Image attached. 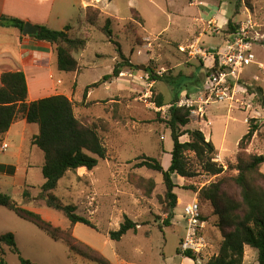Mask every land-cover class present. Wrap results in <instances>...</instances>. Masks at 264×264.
Segmentation results:
<instances>
[{
	"label": "rangeland",
	"instance_id": "rangeland-1",
	"mask_svg": "<svg viewBox=\"0 0 264 264\" xmlns=\"http://www.w3.org/2000/svg\"><path fill=\"white\" fill-rule=\"evenodd\" d=\"M75 2L78 5L74 33L88 42L87 49L76 55L83 67L78 80V97H82L89 82L90 85L100 83L90 90L95 101L75 102V114L83 124L97 129L108 153L107 160L100 161L93 175L78 178L71 172L60 181L54 194L65 204L76 206L77 214L92 222L95 228L78 224L74 236L96 251V257L109 264H199L198 260L190 261L179 251L185 235L184 207L199 200L198 194L188 188L200 190L219 178L207 174L195 154L189 153L190 164L198 176L192 180L181 177V186L176 189L180 200L171 226H165L169 211L163 176L146 168H136L137 159L143 155L157 158L164 167L171 162L170 154H163L165 149L167 152L173 149L171 132L158 122V113L167 116L169 106L158 108L153 90L162 94L167 104L173 103L178 84L172 82L184 76V85L190 93L182 94L180 104L186 106L189 100L196 107L194 111L203 107L206 112V105L200 102V93L207 85L208 71H202V64L182 53L180 47L194 44L202 33L203 47L213 49L224 45L230 21L239 28L251 21L264 37V0H87V6L102 10L101 25L108 17L113 18L114 39L135 66L123 70L119 77L122 79L119 88L123 91L118 94L117 87L112 86L117 78L104 81V77L112 75L115 65L121 62L115 46L100 30L85 24L82 19L85 16L80 13L82 0ZM202 14L224 16L225 21L222 18L216 24L209 23L211 19L202 22ZM131 23L136 24L135 32L134 27H129ZM254 51L258 61L264 64V40ZM206 64L210 66L212 59H207ZM152 72L162 81L154 82ZM242 77L234 101L213 102L208 107L209 130L216 136L218 145L224 140V159L218 156L215 162L224 166L225 175L237 174L229 167L237 164L239 140L248 131V120L256 119L261 128L247 152L264 154V109L258 94L260 88L264 92V73L257 67H250ZM255 77H259V81ZM191 117L196 129L207 128L202 125L201 117L200 120L196 115ZM204 120L208 122L206 117ZM185 139L188 138L183 137L182 141ZM261 172L264 174V165ZM223 190L240 199L237 187L228 185ZM15 199L29 209L36 206L42 216L56 226L65 229L71 226L62 213L47 207L40 195L34 205L25 203L27 199H23L20 192H16ZM199 202L207 218L205 234L209 246L205 257L210 259L219 253L222 235L213 206L209 202ZM0 209L7 211L2 206ZM14 217L29 227L18 231L20 249L26 259L36 264H100L72 253L66 243L54 241L34 225ZM126 218L138 224L137 232L131 231L121 241H113L110 233L117 231ZM12 228L17 230L15 226ZM7 261L21 264L11 252L7 254ZM244 264H259L258 252L246 247Z\"/></svg>",
	"mask_w": 264,
	"mask_h": 264
},
{
	"label": "trees",
	"instance_id": "trees-1",
	"mask_svg": "<svg viewBox=\"0 0 264 264\" xmlns=\"http://www.w3.org/2000/svg\"><path fill=\"white\" fill-rule=\"evenodd\" d=\"M84 16V22L88 27L100 30L108 42L115 46L121 60L115 65L113 74L104 77V81L119 78L126 67L135 68L126 58L121 44L114 39L113 18L108 17L105 24L101 25L103 12L94 6H88ZM25 24V21L14 17L0 16V28H17L23 34ZM129 27H134L135 32V23L129 24ZM38 28L40 32L32 35L31 38L53 46L57 56L58 70L68 74L80 71L81 65L76 55L87 49L88 42L74 33V25L69 24L62 31L46 26H38ZM228 28L229 30L225 32L226 39L237 33L239 29L231 21L228 23ZM201 63L203 65V61ZM215 70L216 67L212 66L208 70V77ZM151 78L154 82L162 81L161 77L154 72ZM1 83L0 136L6 134L12 124L20 118L25 119L29 124L39 126L40 132L33 138L32 144L44 154L42 173L45 183L40 187V196L46 201L47 207L62 213L70 221L71 226L66 229L56 226L41 214L21 205L12 196L0 192L1 206L13 212L21 220L34 225L52 240L66 243L72 253L100 264H109L104 259L96 257V251L74 236V229L78 224L95 228L92 222L78 215L76 206L65 204L54 194L60 181L66 178L69 172H76L80 168L93 171L99 166L101 160H107V148L97 129L83 124L76 117L75 102L64 95L28 102V83L23 72L4 73ZM172 83L178 84L173 103L167 104L164 96L158 94L155 88L153 90L156 106L160 109L169 106L167 116L163 117L161 113H158V122L164 124L171 132L173 141V149L169 152L171 164L168 169H165L163 163L157 158L146 155L139 157L136 164L137 169L146 168L163 176L166 186L165 199L169 211V217L164 222L165 226H171L174 210L178 206L179 196L176 189L180 186L174 182L173 175L187 180L198 176L188 158V154L193 153L202 163L203 170L207 174L219 178L200 190L195 187L188 188L198 194L199 200L209 202L213 206L214 214L218 217L217 227L222 235L219 253L201 264H244L246 247L256 250L258 263L264 264V174L261 172L264 154L247 152L261 126L256 119L248 120V131L238 145L237 164L229 167L236 170L237 174L225 175L224 166L215 162L219 156L215 144L207 140L200 128L194 127L191 116L196 107L180 106L181 96L187 91L184 76H179V81ZM99 85L100 83H95L86 87L84 98H87L90 90ZM189 93L187 91V95ZM263 93V89L260 88L259 103L264 109ZM183 137H187L188 140L183 142ZM228 185L239 189V200L224 192L223 187ZM202 220L207 221L203 210ZM137 226V223L126 218L117 231L110 233V238L113 241H121L129 232H137ZM8 251L15 254L21 264H36L23 256L13 233L0 236V264H9ZM186 257L193 258L190 253L186 254Z\"/></svg>",
	"mask_w": 264,
	"mask_h": 264
},
{
	"label": "crops",
	"instance_id": "crops-1",
	"mask_svg": "<svg viewBox=\"0 0 264 264\" xmlns=\"http://www.w3.org/2000/svg\"><path fill=\"white\" fill-rule=\"evenodd\" d=\"M87 3V0H82L80 13L83 16L85 15V9L88 7ZM77 5L75 0H0V16L7 15L23 20L26 23H32L37 27L46 26L53 30L62 31L67 25L76 24ZM213 16L212 14H202L200 20L203 22L205 19H211V22H209L211 24L212 22L216 24L218 19L222 18L225 21L224 16L220 18H218V15L217 17ZM74 19L76 20L74 21ZM82 19L84 18L82 17ZM195 20L197 21L198 18ZM203 36L202 33L197 42L201 43ZM181 41L183 42L184 40ZM216 48L219 47H214L213 49ZM196 61L202 62L200 60ZM202 66V71L210 70L213 66V60L210 66L206 64V61H203ZM82 70L83 67L81 65V70L76 73L60 72L57 68V56L52 45L39 42L31 38V36L26 37L17 28H0V87L2 86L1 77L4 73L23 72L28 83V102L58 95H64L76 103L83 102L86 99H88L86 104L95 101L93 92H90L86 99L84 98L85 89L90 86L91 82L84 88L82 97H78L80 93L78 92V80L83 74ZM120 81L122 79L117 78L113 83L115 85H112L117 87V94L123 91V89L119 88ZM104 95H106V92ZM208 107L209 105L206 106L205 112L207 120L209 119L207 114ZM202 125L207 127L208 132L206 129H200L207 140H211L215 144L219 151V159L223 160L224 140L218 145L216 136L209 130L210 120L208 122L204 120ZM39 132L40 128L38 125L29 124L25 119L20 118L12 124L6 134L0 136V192L12 196L14 199L16 192H20L21 197L27 199L24 200L25 203H32L33 205L41 193L40 187L45 183L42 173L44 154L37 146L32 144L33 138ZM187 140L185 139V141ZM3 145H7L8 148L3 150ZM166 152L167 150L165 149L163 154L167 155L169 153ZM170 164L171 162L164 168L168 169ZM95 170L88 171L86 168H80L75 173L78 178H84L93 175ZM173 178L176 184L181 186L179 181L182 178L178 175H173ZM34 207L30 210L41 214L38 208ZM12 214L16 216L9 210L3 211L0 209V236L13 233L20 248L18 231L28 230L29 227L17 221ZM13 226L17 227V230L12 228Z\"/></svg>",
	"mask_w": 264,
	"mask_h": 264
},
{
	"label": "built area",
	"instance_id": "built-area-1",
	"mask_svg": "<svg viewBox=\"0 0 264 264\" xmlns=\"http://www.w3.org/2000/svg\"><path fill=\"white\" fill-rule=\"evenodd\" d=\"M218 31V29H217ZM264 37L257 32L251 21L248 25L243 24L237 33L225 39L224 45L216 49H207L201 43L195 42L189 47H180V51L193 60L206 61L211 58L213 67L216 70L208 77L205 90L200 93V102L206 106L210 103H224L234 101L236 88L242 76L250 67H257L264 73V64L258 61L254 48L262 42ZM259 81V77H255ZM191 101H187L186 106H192ZM180 106H184L180 104ZM200 120L204 121L206 113L203 107L199 111H193ZM202 121V122H203ZM7 145L2 149L6 150ZM185 235L179 244L180 254L186 257L189 254L193 258L190 261H197L199 264L207 262L205 254L208 251V240L206 237V222L202 220V209L197 199L188 203L184 207ZM187 258V257H186Z\"/></svg>",
	"mask_w": 264,
	"mask_h": 264
},
{
	"label": "water",
	"instance_id": "water-1",
	"mask_svg": "<svg viewBox=\"0 0 264 264\" xmlns=\"http://www.w3.org/2000/svg\"><path fill=\"white\" fill-rule=\"evenodd\" d=\"M39 32L40 29L37 26L27 22L24 27L23 35L27 37V36L37 35ZM142 68L145 70V67Z\"/></svg>",
	"mask_w": 264,
	"mask_h": 264
}]
</instances>
